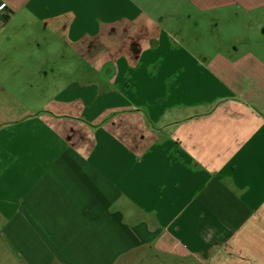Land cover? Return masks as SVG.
Here are the masks:
<instances>
[{"label":"crops","instance_id":"1","mask_svg":"<svg viewBox=\"0 0 264 264\" xmlns=\"http://www.w3.org/2000/svg\"><path fill=\"white\" fill-rule=\"evenodd\" d=\"M225 3L264 29V0L195 1ZM0 6V64L18 60L0 83V247L17 264H264L259 54H205L137 0Z\"/></svg>","mask_w":264,"mask_h":264},{"label":"rangeland","instance_id":"2","mask_svg":"<svg viewBox=\"0 0 264 264\" xmlns=\"http://www.w3.org/2000/svg\"><path fill=\"white\" fill-rule=\"evenodd\" d=\"M142 8L152 16L171 15L181 19V23L186 25L183 32H187L181 41L186 45L210 54L213 51L233 52L241 55L245 50H251L259 54L264 59V29L261 31L253 22L247 12L236 3L220 4L217 8L207 7L204 10L199 9L195 4L198 0H137ZM202 1V0H199ZM210 1V0H207ZM186 14H193L195 27H188L186 23ZM237 48V50H234ZM28 59L30 54H26ZM10 58H6L3 64H0V83L4 80L15 78V74L8 71L13 69L18 63L14 59L15 54L11 53ZM0 53V59H4ZM39 58L37 55L36 59ZM22 62L19 61V64ZM5 70V71H4ZM19 75V74H17ZM236 80L238 78H235ZM238 86L242 87V81L239 79ZM29 102H23L27 106ZM0 264H17L15 258L8 250L0 247Z\"/></svg>","mask_w":264,"mask_h":264},{"label":"clouds","instance_id":"3","mask_svg":"<svg viewBox=\"0 0 264 264\" xmlns=\"http://www.w3.org/2000/svg\"><path fill=\"white\" fill-rule=\"evenodd\" d=\"M148 47H150V44L147 41L142 42V48L144 50H147Z\"/></svg>","mask_w":264,"mask_h":264},{"label":"built area","instance_id":"4","mask_svg":"<svg viewBox=\"0 0 264 264\" xmlns=\"http://www.w3.org/2000/svg\"><path fill=\"white\" fill-rule=\"evenodd\" d=\"M55 259L59 260V257L58 256H55Z\"/></svg>","mask_w":264,"mask_h":264},{"label":"snow or ice","instance_id":"5","mask_svg":"<svg viewBox=\"0 0 264 264\" xmlns=\"http://www.w3.org/2000/svg\"><path fill=\"white\" fill-rule=\"evenodd\" d=\"M3 6H0V8H2Z\"/></svg>","mask_w":264,"mask_h":264}]
</instances>
